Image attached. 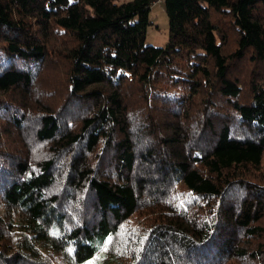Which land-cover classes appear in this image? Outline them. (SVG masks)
<instances>
[{"label":"trees","instance_id":"16d2710c","mask_svg":"<svg viewBox=\"0 0 264 264\" xmlns=\"http://www.w3.org/2000/svg\"><path fill=\"white\" fill-rule=\"evenodd\" d=\"M152 5L0 0V264H264V0Z\"/></svg>","mask_w":264,"mask_h":264},{"label":"rangeland","instance_id":"374dc122","mask_svg":"<svg viewBox=\"0 0 264 264\" xmlns=\"http://www.w3.org/2000/svg\"><path fill=\"white\" fill-rule=\"evenodd\" d=\"M125 1L128 0H117L118 3ZM150 18L152 24L147 30L146 43L155 46H165L169 42V17L165 10L164 0H153ZM248 74L249 73L244 75L242 80H244ZM9 140L12 141L13 139L9 138Z\"/></svg>","mask_w":264,"mask_h":264}]
</instances>
